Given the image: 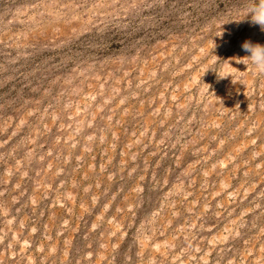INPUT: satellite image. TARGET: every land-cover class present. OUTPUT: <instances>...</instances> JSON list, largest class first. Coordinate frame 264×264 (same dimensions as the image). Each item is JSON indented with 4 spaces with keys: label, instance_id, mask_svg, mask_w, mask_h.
Here are the masks:
<instances>
[{
    "label": "rangeland",
    "instance_id": "rangeland-1",
    "mask_svg": "<svg viewBox=\"0 0 264 264\" xmlns=\"http://www.w3.org/2000/svg\"><path fill=\"white\" fill-rule=\"evenodd\" d=\"M253 3L0 0V264H264Z\"/></svg>",
    "mask_w": 264,
    "mask_h": 264
},
{
    "label": "clouds",
    "instance_id": "clouds-1",
    "mask_svg": "<svg viewBox=\"0 0 264 264\" xmlns=\"http://www.w3.org/2000/svg\"><path fill=\"white\" fill-rule=\"evenodd\" d=\"M247 16H250L252 25H258L260 30L264 32V0H254V3L247 9ZM242 50L249 53L242 58V61L247 59L255 70L264 73V45L245 41L242 44Z\"/></svg>",
    "mask_w": 264,
    "mask_h": 264
}]
</instances>
